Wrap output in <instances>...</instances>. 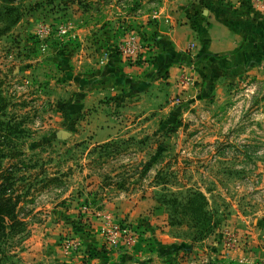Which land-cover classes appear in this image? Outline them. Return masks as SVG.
Returning a JSON list of instances; mask_svg holds the SVG:
<instances>
[{"label": "rangeland", "instance_id": "374dc122", "mask_svg": "<svg viewBox=\"0 0 264 264\" xmlns=\"http://www.w3.org/2000/svg\"><path fill=\"white\" fill-rule=\"evenodd\" d=\"M220 7L260 22L264 44V0H0V149L25 223L2 264H240L264 232V49L243 71L197 66ZM181 26L197 36L176 55L179 92L99 99ZM109 113L99 141L89 126Z\"/></svg>", "mask_w": 264, "mask_h": 264}, {"label": "crops", "instance_id": "0c3cea01", "mask_svg": "<svg viewBox=\"0 0 264 264\" xmlns=\"http://www.w3.org/2000/svg\"><path fill=\"white\" fill-rule=\"evenodd\" d=\"M208 19V28H206L204 34H200L199 36L194 33L192 34L193 30L189 26L172 29L168 34L172 50L160 51L154 57L151 66L120 67L117 72L120 70L121 74L116 75L115 78L113 76L108 79L107 81H112L110 84L100 86V88L104 89H101L102 93H99V99H103L107 94H113L111 91H123L126 96V100L123 99V105H134L131 99L133 96H142L146 93L154 92V87L163 82L164 90L162 93L156 92L155 98L162 101L168 100L171 97L170 95L179 92L178 80L181 67L179 65L180 59L176 55L184 53L193 36L194 38L197 36L196 64L197 66L203 64L206 73L212 74L214 71L229 73L239 69L243 71L248 66L253 68V65L262 61L263 54L260 50L261 47L264 49V44H262L260 22H256V20L250 18L242 10L226 7L210 10ZM252 73L260 74L261 71L259 68H254L252 69ZM113 85L115 87H112ZM98 117L100 120L90 125L89 128L95 131V135L99 138V141L111 139V134H114V130L105 121L115 116L109 113L108 115H100ZM253 234L255 233L253 232ZM256 234L260 235V239L253 240V238L249 237L247 240L246 238V252H243V255H237L235 257L236 262L240 264L264 263V254L261 253L262 250L264 251V232L261 231ZM223 248L224 256L221 255V263L229 260V251L225 247H222L221 253H223ZM92 263L97 264L99 260H92ZM140 264L147 263L142 259ZM156 264H162L161 260L157 261ZM163 264L168 263L165 262ZM173 264H194V261L190 260L187 263H181L178 260L173 261Z\"/></svg>", "mask_w": 264, "mask_h": 264}, {"label": "trees", "instance_id": "16d2710c", "mask_svg": "<svg viewBox=\"0 0 264 264\" xmlns=\"http://www.w3.org/2000/svg\"><path fill=\"white\" fill-rule=\"evenodd\" d=\"M14 154H6L0 149V254L1 242L10 235L20 234L25 230V223L18 217L17 207L20 202V196L15 195L14 173L9 169H3L2 161L7 156ZM0 264L2 260L0 259Z\"/></svg>", "mask_w": 264, "mask_h": 264}]
</instances>
